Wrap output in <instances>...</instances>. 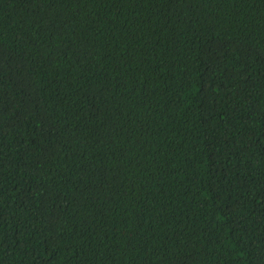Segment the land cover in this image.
Masks as SVG:
<instances>
[{
    "label": "trees",
    "instance_id": "obj_1",
    "mask_svg": "<svg viewBox=\"0 0 264 264\" xmlns=\"http://www.w3.org/2000/svg\"><path fill=\"white\" fill-rule=\"evenodd\" d=\"M0 264H264V0H0Z\"/></svg>",
    "mask_w": 264,
    "mask_h": 264
}]
</instances>
